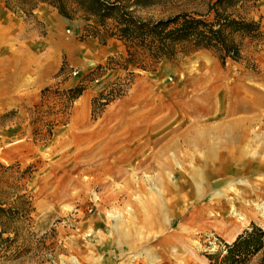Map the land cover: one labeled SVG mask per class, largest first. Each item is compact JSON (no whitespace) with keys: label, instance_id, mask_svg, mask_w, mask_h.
Returning a JSON list of instances; mask_svg holds the SVG:
<instances>
[{"label":"rangeland","instance_id":"obj_1","mask_svg":"<svg viewBox=\"0 0 264 264\" xmlns=\"http://www.w3.org/2000/svg\"><path fill=\"white\" fill-rule=\"evenodd\" d=\"M211 1L167 0L135 14L160 19L204 13ZM246 9L261 19L264 32V0ZM35 13L18 16L0 2V114L19 108L21 116L0 128V161L35 168L23 258H0V264H210L205 253L218 248L219 237L232 242L251 223L264 227V219H189L221 196L216 183L225 190L264 185V170L250 167L264 162V43L246 44L243 60L225 66L201 50L165 59L155 71L135 69L126 95L95 120L93 97L126 75L110 70L90 84L70 123L58 126L45 145L34 141L23 106L38 103L42 90L58 81L76 85L83 73L125 48L85 37L81 17L67 19L47 4ZM64 60L74 71L56 80ZM207 72L212 84L199 91L183 83ZM233 131L239 138L229 141ZM227 143L231 157L209 154L210 147ZM175 241L185 251L184 263L160 255Z\"/></svg>","mask_w":264,"mask_h":264},{"label":"trees","instance_id":"obj_2","mask_svg":"<svg viewBox=\"0 0 264 264\" xmlns=\"http://www.w3.org/2000/svg\"><path fill=\"white\" fill-rule=\"evenodd\" d=\"M167 0H0L7 10L18 16L36 18L35 11L47 4L67 19L83 18L85 37L106 44L109 38L120 40L125 53L107 57L83 73L80 82L64 86L66 80L44 88L38 103L27 106V119L35 142L47 145L58 126L67 125L76 101L90 84L110 70H123L109 89L94 96L91 102L93 119H98L107 105L123 98L135 83V69L155 71L165 59L180 54L208 50L226 65L243 60L246 44L264 43L261 19L250 16L247 6L255 7L262 0H212L206 12L182 11L166 18L147 19L135 14L136 8H149ZM246 9V10H245ZM74 68L64 60L55 79L60 80ZM20 119V109L0 114V128H7ZM17 123V122H16ZM34 165L0 161V258L18 262L23 258L21 244L24 227L31 224L34 195L28 183ZM218 248L206 254L210 264H264V227L251 223L232 242L218 238Z\"/></svg>","mask_w":264,"mask_h":264},{"label":"bare ground","instance_id":"obj_3","mask_svg":"<svg viewBox=\"0 0 264 264\" xmlns=\"http://www.w3.org/2000/svg\"><path fill=\"white\" fill-rule=\"evenodd\" d=\"M183 83L186 85L195 86V91H199L202 87L211 85L212 78L207 72L201 74L200 76L185 78L183 80ZM238 138L239 136L235 131L230 132L228 136L229 141H235ZM226 145L227 146L221 148L210 147L208 149L209 154H217L216 152H219L222 156L231 157V152L233 153L234 149L231 151V149H229V146H231V144L227 143ZM250 167L251 172L255 171L257 168L264 170V162H259V165H257L256 168L252 167V165H250ZM221 184L223 183L214 184V187L221 191V196L213 198V200L209 202L207 208L203 207L195 214L190 215V220L198 217L212 218L214 222H224L231 224L234 222V219L242 221L243 223L248 222L249 219H264V191H261L262 187H264L263 184L255 186L254 184L246 182L245 184H243L242 188L234 187L231 190H225V188L221 186ZM234 227H236V229L234 230L236 231L239 225H235ZM223 234L226 237H229L230 233L228 231H225ZM177 243L178 242L176 241L167 243V245L161 250L160 255H162L163 260H166L168 258L179 260V262L181 263L186 262L182 260L186 257L183 256L185 251H183V247ZM155 255L159 256L157 255V253H155Z\"/></svg>","mask_w":264,"mask_h":264},{"label":"crops","instance_id":"obj_4","mask_svg":"<svg viewBox=\"0 0 264 264\" xmlns=\"http://www.w3.org/2000/svg\"><path fill=\"white\" fill-rule=\"evenodd\" d=\"M82 31H84V27L82 28ZM94 38V37H93ZM108 40H113V41H115V43H113L114 45H116L117 47H122V46H124V44L120 41V40H117V39H115V38H109ZM124 48H125V46H124ZM118 53H125V52H118ZM117 53V54H118Z\"/></svg>","mask_w":264,"mask_h":264}]
</instances>
